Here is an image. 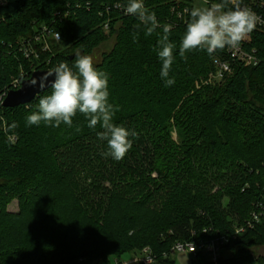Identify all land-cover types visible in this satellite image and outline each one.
<instances>
[{"label":"trees","instance_id":"obj_1","mask_svg":"<svg viewBox=\"0 0 264 264\" xmlns=\"http://www.w3.org/2000/svg\"><path fill=\"white\" fill-rule=\"evenodd\" d=\"M3 1L0 97L22 66L31 70L19 43L36 27L54 26L61 42L42 55L39 63L50 66L38 69L73 66L77 52L91 56L109 76L113 123L129 130L131 147L114 160L97 136L100 124L89 128V117L79 112L71 126H27L26 117L51 89L17 108L0 103V264H112L146 248L155 264H175L176 242L192 233L198 240L225 234L233 224L229 215L242 225L264 201V32L254 28L246 44L260 59L253 67L229 59L225 49L178 54L190 19L184 9L193 0H144L160 25L151 35L114 8L128 0ZM57 12L69 16L57 22ZM163 26L177 45L172 86L159 76L155 51ZM111 38V50L95 61ZM214 58L230 60L231 76L197 89V80L214 71ZM15 201L18 212H9ZM258 245L264 246V224L232 239L231 257L218 264H264L252 251ZM195 259L214 264L201 254Z\"/></svg>","mask_w":264,"mask_h":264},{"label":"clouds","instance_id":"obj_2","mask_svg":"<svg viewBox=\"0 0 264 264\" xmlns=\"http://www.w3.org/2000/svg\"><path fill=\"white\" fill-rule=\"evenodd\" d=\"M126 14L134 16L151 35L159 25L154 12L148 10L144 0H128L124 7ZM190 19L180 38L178 54L201 50L212 56L217 50L238 48L256 27L257 16L246 7H229L228 0H217L208 7L185 8ZM170 27L163 26L162 35L157 41L156 56L161 64L159 76L167 86L175 81L170 78L177 55V45L170 41ZM75 63L65 62L53 66L39 77L27 81L30 87L42 92L51 89L50 94L40 96L36 110L26 117L27 126L59 127L62 123L71 126L77 112L88 119V127L100 124V140L107 142L109 155L116 161L124 158L131 147V133L125 127L113 123L115 110L109 102V76L97 71L91 56L74 53ZM51 77V79H49Z\"/></svg>","mask_w":264,"mask_h":264},{"label":"built area","instance_id":"obj_3","mask_svg":"<svg viewBox=\"0 0 264 264\" xmlns=\"http://www.w3.org/2000/svg\"><path fill=\"white\" fill-rule=\"evenodd\" d=\"M217 2V0H206V3L211 5ZM228 3L235 7L241 3L240 7H246L251 9L257 16V22L255 29L264 32V0H228ZM1 5H4V1L1 0ZM123 5L117 4L114 8L120 12L125 13ZM110 10H108L109 13ZM126 14V13H125ZM128 15V14H127ZM69 16L68 12H57L54 17L57 22H62ZM0 16V21H1ZM104 30L109 31V23L104 24ZM251 33L243 39L238 48H225V51L229 59L240 62L245 66L256 67L260 64V59L257 56V50H247L246 44L251 42ZM61 34L54 26L41 25L36 27L35 33L28 38L23 39L18 46V53L31 64V70L27 71L23 66L20 68V75L13 77L10 88L0 97V103L7 98L9 92L17 91L22 87L24 81L28 80L32 74L38 69L39 65L50 66V61L39 63L43 60L42 55L44 53H50L54 44L61 42ZM39 63V64H38ZM37 64V65H36ZM216 64L218 65L217 78L221 81L228 74L232 73V67L230 60L218 59ZM44 70H49L44 69ZM264 224V201L257 203L255 209L251 213L249 219H247L243 225L228 229L225 234H219L210 239H197L196 234L192 233V239L187 241H178L171 248L170 255L176 253H188L193 257L198 255H204L214 264H218L223 258L224 251L227 246L230 245L232 239H236L239 235L245 233L247 230H254L258 225ZM203 234H209V230L205 229ZM145 255L141 259H135V262H141V264H154L156 257L150 248L145 249ZM114 264H121L118 260Z\"/></svg>","mask_w":264,"mask_h":264},{"label":"rangeland","instance_id":"obj_4","mask_svg":"<svg viewBox=\"0 0 264 264\" xmlns=\"http://www.w3.org/2000/svg\"><path fill=\"white\" fill-rule=\"evenodd\" d=\"M210 6L209 4L206 3V0H193V7H208ZM108 32V31H105ZM113 41L114 39L111 38L109 39L107 42L103 43L95 52V61H99L100 57L102 56V54L109 52L111 50V48L113 47ZM55 46H57L58 44H54ZM51 52H53V48L51 50ZM218 58H214L213 63H214V71L209 72L207 76L201 77L199 80H197L196 82V88L197 89H201L205 86L208 85H216L218 83H222L224 81L223 80H219L217 78V70H218V65L216 64ZM231 73L227 75V77H230ZM174 139H177V132L174 131L173 133ZM8 211L12 212V213H16L18 212V202L15 201L13 202L9 207H8ZM230 216V221L233 222V224L231 225L232 228L233 227H238L239 225H241V222H239V219L235 218V216L233 215H229ZM243 225V223H242ZM145 249H143L140 252H132V253H126L124 255L121 256L120 259H112V264H114L117 260L119 263L121 264H141V262H135V259H141L144 255H145ZM253 254L256 257H264V246H255L254 248H252ZM231 254L228 250L224 251V255L223 258H230ZM171 259L174 260L175 264H197L196 263V259L195 257H193L192 255L188 254V253H176L174 255L171 256ZM155 264V263H154Z\"/></svg>","mask_w":264,"mask_h":264},{"label":"water","instance_id":"obj_5","mask_svg":"<svg viewBox=\"0 0 264 264\" xmlns=\"http://www.w3.org/2000/svg\"><path fill=\"white\" fill-rule=\"evenodd\" d=\"M46 71L48 70H40L34 72L28 80L23 82L22 87L19 90L9 92L7 98L3 102V106L6 108H17L21 105H27L31 103V101H34L42 93L50 90L49 88L43 90L42 92H37L38 89L30 87L27 82L31 80L32 77H39ZM49 79H51V77Z\"/></svg>","mask_w":264,"mask_h":264}]
</instances>
